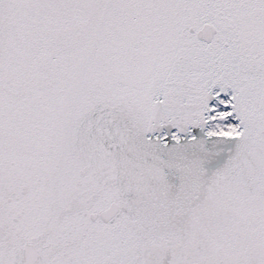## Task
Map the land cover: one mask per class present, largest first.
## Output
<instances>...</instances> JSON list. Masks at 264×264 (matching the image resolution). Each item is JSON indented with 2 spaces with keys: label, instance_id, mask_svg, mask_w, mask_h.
<instances>
[{
  "label": "snow or ice",
  "instance_id": "snow-or-ice-1",
  "mask_svg": "<svg viewBox=\"0 0 264 264\" xmlns=\"http://www.w3.org/2000/svg\"><path fill=\"white\" fill-rule=\"evenodd\" d=\"M0 264H264V0H0Z\"/></svg>",
  "mask_w": 264,
  "mask_h": 264
}]
</instances>
